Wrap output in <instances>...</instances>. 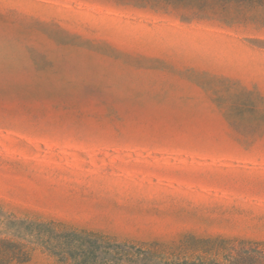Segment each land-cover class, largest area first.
Here are the masks:
<instances>
[{
	"label": "rangeland",
	"instance_id": "rangeland-1",
	"mask_svg": "<svg viewBox=\"0 0 264 264\" xmlns=\"http://www.w3.org/2000/svg\"><path fill=\"white\" fill-rule=\"evenodd\" d=\"M65 229L264 243V0H0V264Z\"/></svg>",
	"mask_w": 264,
	"mask_h": 264
},
{
	"label": "trees",
	"instance_id": "trees-1",
	"mask_svg": "<svg viewBox=\"0 0 264 264\" xmlns=\"http://www.w3.org/2000/svg\"><path fill=\"white\" fill-rule=\"evenodd\" d=\"M61 234L64 250L54 254L60 264H132L136 255L130 250L134 246L97 232L65 229ZM166 255L167 264H264V243L190 236Z\"/></svg>",
	"mask_w": 264,
	"mask_h": 264
}]
</instances>
